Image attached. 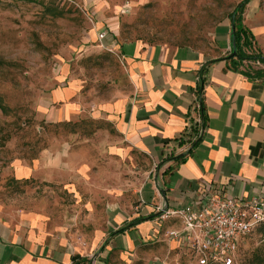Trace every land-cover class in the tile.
<instances>
[{"label":"rangeland","instance_id":"1","mask_svg":"<svg viewBox=\"0 0 264 264\" xmlns=\"http://www.w3.org/2000/svg\"><path fill=\"white\" fill-rule=\"evenodd\" d=\"M240 0H103L119 17V40L214 48L215 27ZM128 5V11H123ZM250 4L247 5L248 10ZM84 0H0V217L51 239L95 250L114 206L138 203L155 165L127 139L103 106L132 95L135 82L121 51L100 45L102 16ZM250 23L264 54V0ZM76 85L69 98L54 92ZM76 110L65 118V107ZM33 169L27 177L19 166ZM264 223L242 239L238 264L264 246ZM185 252L178 264H193Z\"/></svg>","mask_w":264,"mask_h":264},{"label":"crops","instance_id":"2","mask_svg":"<svg viewBox=\"0 0 264 264\" xmlns=\"http://www.w3.org/2000/svg\"><path fill=\"white\" fill-rule=\"evenodd\" d=\"M84 1L103 17L93 35L105 32L100 45L122 52L135 82L132 95L103 109L128 145L151 160L155 172L142 185L137 204L111 209L107 230L91 252L51 239L32 216H27L29 227L0 217V264H178L186 251L196 264L197 252L168 236L171 229L189 233L184 222L160 214L199 204L202 193L264 199V78L245 73L247 67L264 64L229 57L233 23L228 17L214 29L213 50L204 51L119 40V17L101 11L103 0ZM248 4L243 22L256 37L259 30L249 21L257 0ZM75 92L76 85L69 84L53 95L66 99ZM75 110V105L66 106L65 118ZM200 128L198 143L187 142L186 134ZM32 173L22 165L17 171L20 177Z\"/></svg>","mask_w":264,"mask_h":264},{"label":"built area","instance_id":"3","mask_svg":"<svg viewBox=\"0 0 264 264\" xmlns=\"http://www.w3.org/2000/svg\"><path fill=\"white\" fill-rule=\"evenodd\" d=\"M123 11H128V5ZM105 32L99 34L103 39ZM111 50V49H110ZM203 132L190 135L191 143ZM199 204L163 211L162 219L179 217L190 231L182 234L176 229L168 236L187 245L198 254L196 264H238V251L243 238L264 223V199L261 197L237 198L224 194L202 193Z\"/></svg>","mask_w":264,"mask_h":264},{"label":"trees","instance_id":"4","mask_svg":"<svg viewBox=\"0 0 264 264\" xmlns=\"http://www.w3.org/2000/svg\"><path fill=\"white\" fill-rule=\"evenodd\" d=\"M30 1V0H28ZM251 0H240L233 11L229 13L228 18L231 19L233 23V33L232 38L235 42V48L237 53L234 55L229 56L231 59H236L238 62L243 61H259L264 64V54L258 51L256 47V37L253 32L244 24V12L248 3ZM232 50V52H233ZM247 75H250L254 78H264V68H253L247 67L245 70ZM0 108L3 111H7L8 106L4 103L2 96L0 95ZM204 125V122H201V127ZM199 127V126H198ZM199 130V129H198ZM179 139L180 143L185 141L184 136L177 138ZM199 137L192 142V145H195L199 141ZM183 156H177L176 159H182ZM135 222H132L129 225H133ZM125 227L120 228L117 230L123 231ZM264 233V227H263ZM248 264H264V246H259L256 248L253 253L251 254Z\"/></svg>","mask_w":264,"mask_h":264},{"label":"water","instance_id":"5","mask_svg":"<svg viewBox=\"0 0 264 264\" xmlns=\"http://www.w3.org/2000/svg\"><path fill=\"white\" fill-rule=\"evenodd\" d=\"M233 47L235 48V42L234 41H233ZM236 53H237V51H236V49H234L233 52L231 53V55H234Z\"/></svg>","mask_w":264,"mask_h":264}]
</instances>
